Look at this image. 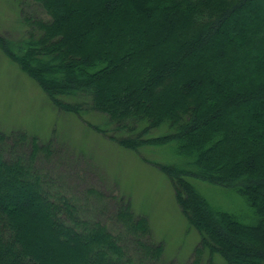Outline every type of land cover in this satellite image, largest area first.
Here are the masks:
<instances>
[{"label":"trees","instance_id":"trees-1","mask_svg":"<svg viewBox=\"0 0 264 264\" xmlns=\"http://www.w3.org/2000/svg\"><path fill=\"white\" fill-rule=\"evenodd\" d=\"M35 1L48 19L24 17L22 7L30 31L16 41L0 32L7 57L58 110L104 114L114 136L92 127L120 145L172 146L178 162L160 167L201 238L188 264H212L214 255L225 264H264V4L254 11L264 0ZM156 129L164 132L145 138ZM16 134L11 161L0 156V264H155L164 257V245L150 241L147 217L129 201L119 208V231L143 238L134 258L130 243L83 219L82 207L48 178L50 200L37 169L18 154L28 139L32 156L51 154L50 147ZM5 138L0 133V146ZM195 181L236 192L249 215L214 206ZM88 193L106 202L100 190ZM66 221L97 231L105 251L72 242L60 229Z\"/></svg>","mask_w":264,"mask_h":264},{"label":"rangeland","instance_id":"rangeland-1","mask_svg":"<svg viewBox=\"0 0 264 264\" xmlns=\"http://www.w3.org/2000/svg\"><path fill=\"white\" fill-rule=\"evenodd\" d=\"M262 4L264 1L254 7V11L260 13ZM22 7L24 17L37 16L42 22L48 19L35 0H0V32H7L6 37L11 41L23 39L30 31L23 23ZM106 122V116L95 110L89 109L83 116L58 110L39 84L0 47V133L6 136L0 146L3 154L0 156L11 161L12 150L19 143L17 132L27 133L30 138L38 136L42 145L50 147L51 154L32 156L31 139L20 147L18 154L25 167L37 169L50 200H53V192H50L48 178L54 182L55 189L62 192L63 199H70L84 211L88 210L82 211L83 219L89 220L94 227L97 221L101 222L103 229L113 234V239L130 243L134 258L138 251L135 240L140 242L143 238L139 233L119 231L122 228L119 208L123 201H129L137 216L147 217L151 227L150 241L165 247L164 257L155 264H188L199 244L200 234L184 217L175 189L160 167L162 163L178 162L179 158L172 146L133 150L92 127L109 129L108 135L114 136V122L110 125ZM162 132L153 130L145 138ZM132 133L115 132V135L132 137L135 135ZM194 183L214 206L238 215H249L245 200L236 192L206 182ZM92 188L106 196L105 203L97 195L90 196L88 192ZM60 229L72 242H88V248L93 251H105L108 246V243L98 244L95 230L84 231L82 226L74 228L69 221ZM213 259L212 264H225L220 255H214Z\"/></svg>","mask_w":264,"mask_h":264}]
</instances>
